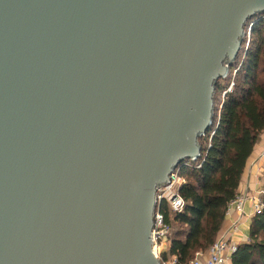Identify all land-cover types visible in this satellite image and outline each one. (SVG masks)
Instances as JSON below:
<instances>
[{
	"label": "water",
	"instance_id": "water-1",
	"mask_svg": "<svg viewBox=\"0 0 264 264\" xmlns=\"http://www.w3.org/2000/svg\"><path fill=\"white\" fill-rule=\"evenodd\" d=\"M264 0H0V264H161L157 188L201 156Z\"/></svg>",
	"mask_w": 264,
	"mask_h": 264
},
{
	"label": "trees",
	"instance_id": "trees-1",
	"mask_svg": "<svg viewBox=\"0 0 264 264\" xmlns=\"http://www.w3.org/2000/svg\"><path fill=\"white\" fill-rule=\"evenodd\" d=\"M237 67L232 81V72ZM231 81L233 86L228 91ZM263 133L264 19H261L252 27L247 50L244 40L227 77L216 83L215 116L207 133L199 138L201 156L181 164L180 195L186 204L184 210L176 213L164 203L165 220L172 226L169 252H164L166 258L176 256L179 263L187 264L197 252L209 251L219 238L229 204L238 196L248 160ZM231 262L264 264V211L253 217L249 240L238 244Z\"/></svg>",
	"mask_w": 264,
	"mask_h": 264
},
{
	"label": "built area",
	"instance_id": "built-area-1",
	"mask_svg": "<svg viewBox=\"0 0 264 264\" xmlns=\"http://www.w3.org/2000/svg\"><path fill=\"white\" fill-rule=\"evenodd\" d=\"M264 19V13L258 15L249 22L245 34V51L247 50L253 25L259 20ZM238 67L234 69L235 73ZM232 85L228 91L232 89ZM227 91L224 92V96ZM188 164V161H185ZM201 164L197 165L198 167ZM181 165L178 166L171 174L170 179L157 188L155 197V208L153 213V227L151 237L153 241V251L160 259L161 264H181L176 256H164V241L165 238L171 235L172 226L166 222L164 214V203H167L172 211L181 213L185 208V201L180 195V187L183 183V178L179 172ZM251 201L253 216L259 215L264 211V187L255 193L244 192L239 194L231 203L229 208L235 207L242 215L245 214V207ZM236 227V225H234ZM238 250V244L228 240L226 236H220L206 253L197 252L195 257L187 264H232V256Z\"/></svg>",
	"mask_w": 264,
	"mask_h": 264
},
{
	"label": "crops",
	"instance_id": "crops-1",
	"mask_svg": "<svg viewBox=\"0 0 264 264\" xmlns=\"http://www.w3.org/2000/svg\"><path fill=\"white\" fill-rule=\"evenodd\" d=\"M264 187V133L250 156L243 174L238 195L244 192L255 193ZM252 203L245 207V214H241L235 207L227 210L226 219L219 235L226 236L236 244H243L249 240L250 226L253 219ZM236 225V227L234 226Z\"/></svg>",
	"mask_w": 264,
	"mask_h": 264
},
{
	"label": "rangeland",
	"instance_id": "rangeland-1",
	"mask_svg": "<svg viewBox=\"0 0 264 264\" xmlns=\"http://www.w3.org/2000/svg\"><path fill=\"white\" fill-rule=\"evenodd\" d=\"M234 77H235V71L233 70V72H232V81H234ZM232 81H231V83H230V85H229V87L232 85ZM228 87V88H229ZM223 99H224V95H223V93L221 94V99H220V102H222L223 101ZM218 102H219V99H218ZM219 104V103H218ZM170 242H171V238H170V236H168L167 238H165V241H164V248H163V251L164 252H169V247H170Z\"/></svg>",
	"mask_w": 264,
	"mask_h": 264
}]
</instances>
